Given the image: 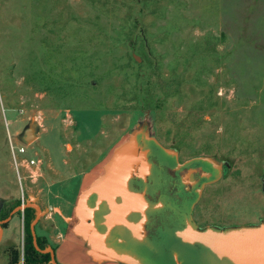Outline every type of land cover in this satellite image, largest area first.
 <instances>
[{
	"label": "rangeland",
	"instance_id": "1",
	"mask_svg": "<svg viewBox=\"0 0 264 264\" xmlns=\"http://www.w3.org/2000/svg\"><path fill=\"white\" fill-rule=\"evenodd\" d=\"M36 113L47 131L38 128L26 155L74 171L110 158L146 118L148 135L182 159L227 167L204 203L215 192L230 223L257 224L264 0H0V208L21 203L22 190L24 200L35 194L28 178L19 185L7 134ZM52 212L62 225L60 209ZM15 215L23 224V211Z\"/></svg>",
	"mask_w": 264,
	"mask_h": 264
},
{
	"label": "water",
	"instance_id": "2",
	"mask_svg": "<svg viewBox=\"0 0 264 264\" xmlns=\"http://www.w3.org/2000/svg\"><path fill=\"white\" fill-rule=\"evenodd\" d=\"M37 132V124L30 119L17 138L25 144H31L37 138ZM161 153L173 159L176 155L173 149L164 148L154 137L148 135L145 118L142 125L131 133L128 141L113 151L104 165L103 174L81 192L75 208V213L79 217L76 231L87 240L90 253L120 264H162L161 259L164 260L165 257L160 255L159 250L163 245L179 243L183 246H200L224 264H264V218L258 224L240 225L224 230L197 229L191 224H186L182 229L175 231V242L155 241L153 248H148L149 250L141 248L142 251L140 250L137 255L127 251L117 252L108 244L107 235L116 227H122L137 242H142L146 238L144 223L146 212L150 209V201L146 198V189H131L130 182L135 179L143 183L148 179L156 181L157 174L161 173L153 169L149 155L153 154L156 158H160L161 162L168 163ZM201 158L218 167L219 162L214 158L208 156ZM91 198H95L96 206L106 202L109 207L108 212L103 216V225L106 227L104 233L95 226L94 209L88 205V200ZM37 201V197L28 194L23 203L13 208L5 219L0 220V236L1 224L8 222L17 212L31 208L34 210V217L29 223L32 245L39 253L49 254L47 264H57L53 248L46 245L41 249L37 244L35 226L41 217L53 210L42 209ZM160 202L156 206H160ZM137 213L141 216L138 221L135 215H132ZM124 246L128 247L127 244ZM148 251H152L151 254L147 253ZM169 262L166 264H171Z\"/></svg>",
	"mask_w": 264,
	"mask_h": 264
},
{
	"label": "flooded vegetation",
	"instance_id": "3",
	"mask_svg": "<svg viewBox=\"0 0 264 264\" xmlns=\"http://www.w3.org/2000/svg\"><path fill=\"white\" fill-rule=\"evenodd\" d=\"M161 156L168 163L161 162V159L156 158L153 154L149 155L153 169H156L157 173H161L157 174L156 181L148 179L143 183L135 179L130 182L131 189H146V198L150 201V209L146 212L144 223L146 238L142 242H137L122 227H116L109 231L106 239L114 250L117 252L127 251L137 255L142 249L153 248L155 241L158 243H163L165 240L175 242V231L182 229L186 224H191L197 229L212 228L216 230L244 225L230 223L227 211L217 212V206L214 204L217 194L214 191L211 192H214L215 195L210 193L212 197L209 196L208 201L204 203V196L208 194L209 189L218 186V183L226 176L227 167L223 163L217 164V167L204 161L202 156L182 159L178 153L174 159L164 153H161ZM212 158L218 161L217 158ZM159 201H161L160 206H156ZM205 204L208 207L205 208ZM88 205L94 209L95 226L104 233L106 227L103 225V216L109 210L107 203L103 202L96 206L95 198H91L88 200ZM198 207L201 210H197ZM132 215H135L136 221L140 220V214ZM125 244L128 247H125ZM174 244H164L159 250L160 255L164 256L166 261L169 260L171 264H224L200 246L179 245L176 247ZM190 249L191 252L192 250L194 252L189 253ZM184 251H187V254ZM151 252L147 253L151 254Z\"/></svg>",
	"mask_w": 264,
	"mask_h": 264
},
{
	"label": "crops",
	"instance_id": "4",
	"mask_svg": "<svg viewBox=\"0 0 264 264\" xmlns=\"http://www.w3.org/2000/svg\"><path fill=\"white\" fill-rule=\"evenodd\" d=\"M43 128L44 131L41 133L47 131L44 124ZM108 160L109 158H105L80 171H74L70 166L65 168L54 166L47 159L43 160V164L37 170L38 179L33 183L36 190L33 195L37 197V203L42 209L50 208L54 211V208L58 207L61 211L59 217L63 223L55 224L51 216L54 212L50 211L35 226L36 236L55 243L51 245L59 264H116L90 253L87 240L76 231L79 217L74 215L79 195L103 174L102 165ZM64 163L66 164L65 160ZM22 225L20 217L15 214L8 222L1 224L0 264H8L6 249L9 247L20 249Z\"/></svg>",
	"mask_w": 264,
	"mask_h": 264
},
{
	"label": "trees",
	"instance_id": "5",
	"mask_svg": "<svg viewBox=\"0 0 264 264\" xmlns=\"http://www.w3.org/2000/svg\"><path fill=\"white\" fill-rule=\"evenodd\" d=\"M86 61V59L84 60ZM168 86H166V92L174 89L173 84L168 82ZM20 204L19 201H15L13 203L6 204L5 206L0 208V220L5 219L11 210ZM24 219V238H23V249L22 254L20 256V251L18 248L9 247L6 249L8 255V264H47L49 260V254H42L36 251L32 245V238L29 230V223L34 217V210L31 208H27L23 211ZM38 246L43 249L47 244L45 238L41 239L40 237H36ZM59 264V263H57Z\"/></svg>",
	"mask_w": 264,
	"mask_h": 264
},
{
	"label": "built area",
	"instance_id": "6",
	"mask_svg": "<svg viewBox=\"0 0 264 264\" xmlns=\"http://www.w3.org/2000/svg\"><path fill=\"white\" fill-rule=\"evenodd\" d=\"M19 115L22 116L24 113L23 109L18 111ZM33 119L37 124L38 128L43 129V119L40 115L34 114L33 117L28 120ZM27 120V121H28ZM7 144L9 150V159L11 162L12 170H14L16 178L19 184H22V180L28 178L31 183L36 182L38 179L37 170L40 169L43 164V159L37 157L35 154L33 156L26 155V149L30 144H25L18 140L17 136L13 137L9 133L7 134ZM24 193L21 192V199L24 202Z\"/></svg>",
	"mask_w": 264,
	"mask_h": 264
}]
</instances>
